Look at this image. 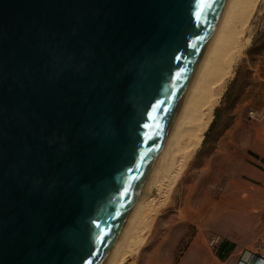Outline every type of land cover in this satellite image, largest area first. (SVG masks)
<instances>
[{"label": "water", "instance_id": "water-1", "mask_svg": "<svg viewBox=\"0 0 264 264\" xmlns=\"http://www.w3.org/2000/svg\"><path fill=\"white\" fill-rule=\"evenodd\" d=\"M0 0V264H107L223 0Z\"/></svg>", "mask_w": 264, "mask_h": 264}, {"label": "rangeland", "instance_id": "rangeland-1", "mask_svg": "<svg viewBox=\"0 0 264 264\" xmlns=\"http://www.w3.org/2000/svg\"><path fill=\"white\" fill-rule=\"evenodd\" d=\"M245 10L244 20L233 25L234 35L230 42L220 46L223 51H219L220 55L231 56V51L238 50L239 53L221 86L210 125L160 206L150 212L147 227L140 231L143 240L126 257L124 264H179L185 260L195 236L215 253L217 243L228 239L204 222H191L189 217L207 202L209 193L213 196L211 203L230 193L225 187V179L221 178L224 171L214 170L207 163V155L214 147L213 140L225 128L222 126L231 124L236 116L249 125L264 124V0H251ZM251 110L257 112L254 117L250 115ZM151 204L155 205V201ZM263 230L262 221L255 238ZM252 245L251 242L246 248L250 249Z\"/></svg>", "mask_w": 264, "mask_h": 264}, {"label": "bare ground", "instance_id": "bare-ground-1", "mask_svg": "<svg viewBox=\"0 0 264 264\" xmlns=\"http://www.w3.org/2000/svg\"><path fill=\"white\" fill-rule=\"evenodd\" d=\"M250 1L223 0L217 25L194 80L107 264H124L126 257L139 247L143 240L140 231L147 227L150 212L153 213L160 206L186 160L200 145L212 120L213 108L218 101L221 86L230 73L232 61L239 53V50H234V53L231 51L232 57L220 55V46L230 42L234 35L233 25L244 20L245 9ZM152 201H155V205L151 204Z\"/></svg>", "mask_w": 264, "mask_h": 264}, {"label": "crops", "instance_id": "crops-1", "mask_svg": "<svg viewBox=\"0 0 264 264\" xmlns=\"http://www.w3.org/2000/svg\"><path fill=\"white\" fill-rule=\"evenodd\" d=\"M222 127L225 128L213 140L207 163L214 170L224 171L221 178L230 193L212 203L209 193L207 202L189 218L193 223L201 221L217 229L235 248L226 259H221L195 236L185 260L179 264H261L254 261L246 247L254 243L259 225L264 222V124L249 125L236 116L231 124Z\"/></svg>", "mask_w": 264, "mask_h": 264}, {"label": "built area", "instance_id": "built-area-1", "mask_svg": "<svg viewBox=\"0 0 264 264\" xmlns=\"http://www.w3.org/2000/svg\"><path fill=\"white\" fill-rule=\"evenodd\" d=\"M263 28H264V22H263ZM256 113L253 110L250 111V115L252 117H254ZM260 161L263 162L262 159H260ZM222 241L217 243L216 245L217 249L219 248ZM248 251L255 259L254 261H259L261 264H264V230L256 237L252 247ZM249 264H252V262Z\"/></svg>", "mask_w": 264, "mask_h": 264}, {"label": "trees", "instance_id": "trees-1", "mask_svg": "<svg viewBox=\"0 0 264 264\" xmlns=\"http://www.w3.org/2000/svg\"><path fill=\"white\" fill-rule=\"evenodd\" d=\"M235 244L230 241L229 239H224L219 248L217 249L216 253L221 259H226L229 254L234 250Z\"/></svg>", "mask_w": 264, "mask_h": 264}, {"label": "snow or ice", "instance_id": "snow-or-ice-1", "mask_svg": "<svg viewBox=\"0 0 264 264\" xmlns=\"http://www.w3.org/2000/svg\"><path fill=\"white\" fill-rule=\"evenodd\" d=\"M200 9V12L197 13V16L202 14L204 7H211V4L207 3V0H200V3L197 5Z\"/></svg>", "mask_w": 264, "mask_h": 264}]
</instances>
